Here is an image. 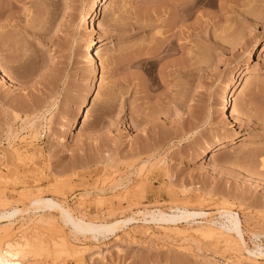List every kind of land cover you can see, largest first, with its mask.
<instances>
[{
  "label": "rangeland",
  "instance_id": "obj_1",
  "mask_svg": "<svg viewBox=\"0 0 264 264\" xmlns=\"http://www.w3.org/2000/svg\"><path fill=\"white\" fill-rule=\"evenodd\" d=\"M194 2L0 0V69L12 81L0 80V212L22 211L0 222V246L14 245V261L264 264V51L247 57L264 41V0ZM158 31L169 36L148 58ZM38 194L88 220L135 221L74 240L56 214L27 211ZM175 208L209 215L161 230L138 214ZM223 208L239 218L241 250L197 230L222 229Z\"/></svg>",
  "mask_w": 264,
  "mask_h": 264
},
{
  "label": "bare ground",
  "instance_id": "obj_2",
  "mask_svg": "<svg viewBox=\"0 0 264 264\" xmlns=\"http://www.w3.org/2000/svg\"><path fill=\"white\" fill-rule=\"evenodd\" d=\"M194 1H195L194 4H197L201 0H194ZM102 4L100 5V8H101ZM146 11L147 10L142 11L143 12L142 13V17H143L142 20L143 21L146 20V18H147V21H148V19L150 20V18H148L149 14H147ZM96 14L91 15L93 19L96 18ZM142 17H140V21H141ZM175 20H176V18H175ZM143 21L140 22L141 24H139L140 26H138L141 29L145 30L151 26L150 24H148L150 21L148 23H146L147 21H144V22ZM165 24H166V22H165ZM166 25L170 28L171 26H173L172 21L170 22V24L168 23ZM152 27H153V24H152ZM171 30H172V27L170 30L168 29V31H170V32H171ZM168 31L165 32L167 34L165 37L169 36L167 33ZM165 33H163V34H165ZM165 37L162 38V32L160 33L159 31L155 34V36L153 37L154 38L153 42L156 44L151 49V52L149 53V55L146 54L147 57L151 56V58L153 57V59H154L157 55H159L161 53L160 50H162L164 42H165V40H167ZM165 44H167V42ZM97 45H98V43H96V44L92 43V46H91V48L89 50V54H88V57L93 62V64H95L93 52H94V50H96ZM169 46H170V44H169ZM169 48L170 47L167 46L168 50H169ZM260 50L264 51V41H262L258 46H255L252 49H250L249 51H247L248 52L247 57H249V58L253 57L254 54ZM148 58H150V57H148ZM249 71H250V69L248 67L240 68L239 76L237 77V79L235 81L236 83H234L231 86V88L228 90L227 96L225 97V101H224L225 102V108H227V109L231 108L232 97H233V94L235 93V91L237 90V87H238L237 84H239V85L241 84V81L244 80V75ZM0 80L2 82H7V83L10 82V85L12 84L11 79L9 80L8 77L3 73V71L1 69H0ZM91 96H92V94H89L87 96L85 102L82 105L83 109H85L90 104ZM81 114H82V111L79 110L73 119L74 123L76 124V127H77V120L80 118ZM229 116H231V118L234 121V124L236 125V119L234 117L233 110L230 111ZM34 135L39 136L40 134H39V132L34 131ZM240 140H242V139H240ZM225 142L226 141H222V142L219 141V143H217L214 147L208 148L207 150L203 151V153H202L203 156L207 155L209 152L221 150L222 148H224ZM16 157H17L16 160H20V156L17 155ZM119 183L114 185L113 188L114 189L118 188L121 184V183L120 184ZM98 199L102 200L101 197H98ZM172 210H175V211L170 212V214H167V213L162 212V211L145 212V213L138 212V214L141 215V217H142L141 220H143L144 222H149V221L156 222L158 225H160L158 228L161 230H162V228L164 229L165 227H168V228H170V226L175 227L178 224H181L183 222H185V223L186 222L188 223L190 221L194 222L196 219L202 220V219H205L209 215L208 213H207L208 214L207 215L206 213L192 212L191 210L189 211L187 208H177V209L175 208V209H171V211ZM27 211H32V212L37 213V214L54 213L58 216L60 224L63 227L68 228V230L71 233V235L73 236L74 240H78V238H83V239L89 238L90 240L95 241V242H98L100 240L108 238L109 236H111L114 233L121 230L128 223L135 221V219L133 217H128V218H125L122 220H114L112 222L88 220L84 216L75 215L73 210L70 209L64 202H60V201H58L54 198H50V197H42L41 194L40 195L38 194L37 196H35L34 198H32L29 201ZM221 211L222 212H219L220 216H223L225 221H226V223L222 224V229L215 227V223L211 220H209L210 222H208L209 224H211V226L203 227V228H199V226H198V229L197 228L196 229L199 231V233H201L203 231L204 233L202 232V234H204V235L212 236V237L215 236V238H216V236H218L217 238L220 237L221 239H223L224 244L228 245L229 247H232V246L238 247L239 246V248H240V246H245L243 234L241 231V223L239 221L237 214H234L231 210H227L225 208H223ZM21 212L22 211L18 208H12V209L5 210V211L2 210L0 212V222L5 221V222H9V224H13L15 219L21 214ZM147 217L149 219H147ZM201 226H202V224H201ZM203 226H205V225H203ZM192 231L195 232L196 230L194 229ZM196 233H198V232L196 231ZM234 235L236 237H234ZM61 243H62V247L64 248V250H65V248L67 250V244L68 243H65V242H61ZM13 246L14 245H11L10 243H4L2 245V247L0 246V264H20L19 262L14 261V259H12L17 254L15 252H11L10 249ZM241 248H240V250H241ZM68 252L70 253V251H68ZM74 252H76V251H74ZM73 253H70V254L73 255ZM63 254L65 255L66 253L64 252ZM76 254H77V252L73 255V257ZM67 255H69V254H67ZM71 255H69V257ZM260 256H264V255L260 254ZM65 257H66V255H65ZM69 257H68V259L70 260L71 257L70 258Z\"/></svg>",
  "mask_w": 264,
  "mask_h": 264
}]
</instances>
